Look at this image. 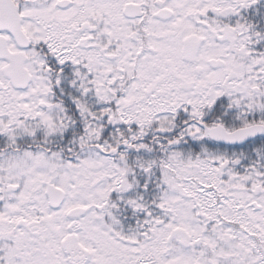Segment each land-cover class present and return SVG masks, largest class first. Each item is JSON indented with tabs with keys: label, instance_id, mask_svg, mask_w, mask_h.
<instances>
[{
	"label": "snow or ice",
	"instance_id": "snow-or-ice-1",
	"mask_svg": "<svg viewBox=\"0 0 264 264\" xmlns=\"http://www.w3.org/2000/svg\"><path fill=\"white\" fill-rule=\"evenodd\" d=\"M0 264H264V0H0Z\"/></svg>",
	"mask_w": 264,
	"mask_h": 264
}]
</instances>
